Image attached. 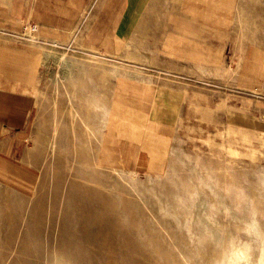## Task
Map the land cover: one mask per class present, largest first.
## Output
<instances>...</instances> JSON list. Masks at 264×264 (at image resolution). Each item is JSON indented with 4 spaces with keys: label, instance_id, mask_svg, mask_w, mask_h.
Here are the masks:
<instances>
[{
    "label": "rangeland",
    "instance_id": "374dc122",
    "mask_svg": "<svg viewBox=\"0 0 264 264\" xmlns=\"http://www.w3.org/2000/svg\"><path fill=\"white\" fill-rule=\"evenodd\" d=\"M42 47L51 68L26 133L36 182L0 183V264H225L253 214L264 228V134L202 147L183 126L170 145L119 94L124 63ZM124 57L164 67L155 52Z\"/></svg>",
    "mask_w": 264,
    "mask_h": 264
},
{
    "label": "crops",
    "instance_id": "0c3cea01",
    "mask_svg": "<svg viewBox=\"0 0 264 264\" xmlns=\"http://www.w3.org/2000/svg\"><path fill=\"white\" fill-rule=\"evenodd\" d=\"M46 43L124 63L119 94L169 144L183 126L202 147L264 134V0H0V183L12 189L36 182L26 133L51 68ZM126 51L155 52L164 67Z\"/></svg>",
    "mask_w": 264,
    "mask_h": 264
},
{
    "label": "clouds",
    "instance_id": "9594fccd",
    "mask_svg": "<svg viewBox=\"0 0 264 264\" xmlns=\"http://www.w3.org/2000/svg\"><path fill=\"white\" fill-rule=\"evenodd\" d=\"M247 234L250 241L236 248L225 264H253L254 250L259 252L255 264H264V228L257 221L255 214L252 216L251 229Z\"/></svg>",
    "mask_w": 264,
    "mask_h": 264
},
{
    "label": "built area",
    "instance_id": "2783aa9c",
    "mask_svg": "<svg viewBox=\"0 0 264 264\" xmlns=\"http://www.w3.org/2000/svg\"><path fill=\"white\" fill-rule=\"evenodd\" d=\"M31 29L34 30V26Z\"/></svg>",
    "mask_w": 264,
    "mask_h": 264
}]
</instances>
